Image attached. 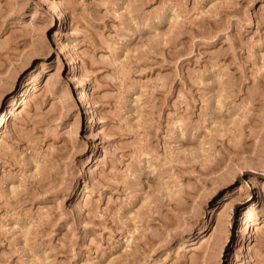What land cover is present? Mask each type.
I'll return each instance as SVG.
<instances>
[{
  "label": "rangeland",
  "instance_id": "374dc122",
  "mask_svg": "<svg viewBox=\"0 0 264 264\" xmlns=\"http://www.w3.org/2000/svg\"><path fill=\"white\" fill-rule=\"evenodd\" d=\"M0 264H264V0H0Z\"/></svg>",
  "mask_w": 264,
  "mask_h": 264
},
{
  "label": "bare ground",
  "instance_id": "6f19581e",
  "mask_svg": "<svg viewBox=\"0 0 264 264\" xmlns=\"http://www.w3.org/2000/svg\"><path fill=\"white\" fill-rule=\"evenodd\" d=\"M59 20L61 21L62 20V18H61V16H60V14H59ZM71 72H73V75H75V73L77 72V65H75V63L74 62H72V68H71ZM82 92H83V94L85 95V96H87V94H86V92L84 91V90H82ZM88 97V96H87ZM15 101V97L13 98V100H12V103ZM17 105V104H16ZM13 111H14V109H13ZM15 114V113H14ZM91 123H92V125H93V121H91ZM91 125V126H92ZM87 161V160H86ZM242 188H240L239 190H241ZM204 238H202V240H201V242L203 241L204 242Z\"/></svg>",
  "mask_w": 264,
  "mask_h": 264
}]
</instances>
